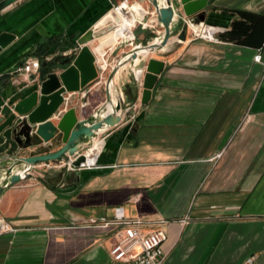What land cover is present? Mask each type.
<instances>
[{
    "label": "crops",
    "instance_id": "crops-1",
    "mask_svg": "<svg viewBox=\"0 0 264 264\" xmlns=\"http://www.w3.org/2000/svg\"><path fill=\"white\" fill-rule=\"evenodd\" d=\"M120 1L10 0L0 8V33L13 36L0 49V120L46 74L64 69L81 44L106 63V76L131 47L160 38L161 26L147 14L130 43L113 44L122 18L111 7ZM130 1L142 6L140 14L152 9L147 0ZM202 10L212 39L193 37L187 18L175 15L162 48L115 72L112 95L121 98L123 115L93 135L102 143L92 167L65 182V170L38 162L0 192V264H126L107 254L118 226L88 222L117 212L143 220V232H164L163 264H242L249 257L264 264V0H208ZM256 51L260 62L252 60ZM27 57L39 59L30 82L14 72ZM148 57L163 66L141 104L135 77ZM104 99L103 81L92 82L70 92L47 120L69 107L86 118ZM7 150L0 147V178L15 157L43 152Z\"/></svg>",
    "mask_w": 264,
    "mask_h": 264
},
{
    "label": "water",
    "instance_id": "water-1",
    "mask_svg": "<svg viewBox=\"0 0 264 264\" xmlns=\"http://www.w3.org/2000/svg\"><path fill=\"white\" fill-rule=\"evenodd\" d=\"M10 0H0V8L7 5ZM156 15V22L161 26L162 33L157 41L144 45H136L129 49L109 69L104 82L105 99L103 106L90 116L77 119L73 107L67 108L53 123L49 118L56 112L58 106L63 103L62 94L76 92L96 79V67L94 57L85 44H81L69 64L58 72L46 74L45 78L35 85L28 94L18 99L11 105L9 114L0 120V147L8 146L7 153L11 154L15 148L24 149L31 146L41 148L42 153L29 152L27 156L15 157L0 178V192L28 177L29 169L38 162L55 161L78 152L79 144L84 142L90 145L92 136L108 127L116 124L121 115L122 101L120 97L112 95V78L120 66L132 62L137 54L151 53L162 48L170 35V24L176 15L178 20L182 17L196 24L203 20V6L208 0H147ZM186 24L183 23L177 38H184ZM13 36L0 33V49L12 40ZM68 58L61 62L65 64ZM163 63L152 57L146 59L141 77L140 103L148 101L150 89L162 69ZM112 96L114 100L112 101ZM106 107L104 111L102 108ZM58 149L51 151L53 147ZM84 159L79 154L71 164L76 166ZM77 180L76 170H66L64 181L70 175ZM75 184L64 189H58L60 193L70 192Z\"/></svg>",
    "mask_w": 264,
    "mask_h": 264
},
{
    "label": "built area",
    "instance_id": "built-area-1",
    "mask_svg": "<svg viewBox=\"0 0 264 264\" xmlns=\"http://www.w3.org/2000/svg\"><path fill=\"white\" fill-rule=\"evenodd\" d=\"M120 2H128L127 0H121ZM137 3V2H136ZM118 3L112 5V8H116ZM143 15L138 18L135 17L132 21V26L130 29V38H119L116 43L120 42H131L134 38L132 34V28L136 25L142 24L143 18L148 14L151 16L152 20L156 22V15L153 8L148 11L144 9ZM191 30L193 37L212 39V34L215 31L214 27L203 24L202 22L192 24L188 21L187 23ZM135 46V45H134ZM133 46V47H134ZM132 48V47H131ZM260 52L256 51L252 57L254 62H260ZM101 59V57H100ZM102 60V59H101ZM94 65L96 67V79L93 82H100L105 79L106 63L98 59L94 60ZM113 65L110 66V68ZM39 70V59L37 57H27L23 62L15 68L14 72L23 78V81L30 82L36 79ZM136 84L140 86L141 77H135ZM63 97V103H66L69 99V93H66ZM122 101V100H121ZM126 110V108H124ZM59 113L56 110V114ZM93 137V136H92ZM92 142V141H91ZM91 144V143H90ZM82 154L84 159L80 161L76 166L72 165L71 162L79 155ZM86 152H76L72 156H67L65 159H60L56 164H50L49 161L43 162L45 167L51 168L55 167L63 170H80L85 168H90L94 165V158L90 161L86 160ZM90 224L99 225H116L118 226V232L114 242L110 245L107 250V254L111 261L122 262L126 264H163L164 254L161 249V243L165 238V234L161 229H154L147 232L141 231V226L145 223L139 218H128L122 213L117 212L110 219H105L104 217H99L98 219H89ZM4 231V224L0 218V233ZM242 264H253V257H249L244 260Z\"/></svg>",
    "mask_w": 264,
    "mask_h": 264
},
{
    "label": "bare ground",
    "instance_id": "bare-ground-1",
    "mask_svg": "<svg viewBox=\"0 0 264 264\" xmlns=\"http://www.w3.org/2000/svg\"><path fill=\"white\" fill-rule=\"evenodd\" d=\"M136 6H137V3L136 2H135V4H131V3H127V2H119L118 3V6L116 8H114V9H115V11L117 13H119V15H121L122 23H121V25L113 33L118 32L119 30H121L124 27V25L131 26V24H132V16L134 14L133 12H137ZM120 38H123V37H120ZM113 39H114V42H113V44H114V43L117 42V40L119 38H116V39L113 38ZM98 60L102 62V60L100 58H98ZM112 101H113V96H112ZM99 131H101V130H99ZM101 143L102 142L93 139V141L90 144V148L86 151V154H85L87 161L88 160L90 161L91 159H93V156H94L93 153H95V149L97 150V146L96 145L101 144Z\"/></svg>",
    "mask_w": 264,
    "mask_h": 264
},
{
    "label": "rangeland",
    "instance_id": "rangeland-1",
    "mask_svg": "<svg viewBox=\"0 0 264 264\" xmlns=\"http://www.w3.org/2000/svg\"><path fill=\"white\" fill-rule=\"evenodd\" d=\"M128 2H133V1H130V0H127ZM131 4H135V3H131ZM138 4V3H137ZM138 5H140V4H138ZM141 6V5H140ZM142 7V6H141ZM134 14H133V16L135 17H138V18H140L143 14H140L138 11L137 12H133ZM130 35H131V33H129L128 35H124L123 33H122V31L121 30H119L114 36H112L111 37V39L112 38H120V37H123L124 39H126V38H130ZM97 140V139H96Z\"/></svg>",
    "mask_w": 264,
    "mask_h": 264
},
{
    "label": "trees",
    "instance_id": "trees-1",
    "mask_svg": "<svg viewBox=\"0 0 264 264\" xmlns=\"http://www.w3.org/2000/svg\"><path fill=\"white\" fill-rule=\"evenodd\" d=\"M42 53V51H40V53L39 54H41Z\"/></svg>",
    "mask_w": 264,
    "mask_h": 264
}]
</instances>
